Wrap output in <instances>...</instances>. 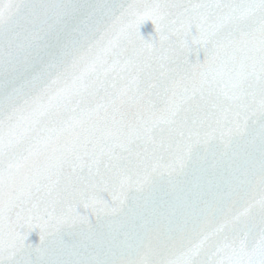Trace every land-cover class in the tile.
<instances>
[{
	"label": "snow or ice",
	"instance_id": "1",
	"mask_svg": "<svg viewBox=\"0 0 264 264\" xmlns=\"http://www.w3.org/2000/svg\"><path fill=\"white\" fill-rule=\"evenodd\" d=\"M0 264H264V0H0Z\"/></svg>",
	"mask_w": 264,
	"mask_h": 264
},
{
	"label": "water",
	"instance_id": "2",
	"mask_svg": "<svg viewBox=\"0 0 264 264\" xmlns=\"http://www.w3.org/2000/svg\"><path fill=\"white\" fill-rule=\"evenodd\" d=\"M141 31H142L143 34L146 35V34H148L150 32H153L154 29H153V26L151 25V23L149 22L146 26L142 27ZM38 239H39L38 235H36V234H33V236L31 237V240L33 242H38Z\"/></svg>",
	"mask_w": 264,
	"mask_h": 264
}]
</instances>
